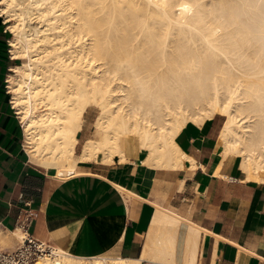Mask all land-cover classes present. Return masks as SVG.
Listing matches in <instances>:
<instances>
[{
	"label": "bare ground",
	"instance_id": "6f19581e",
	"mask_svg": "<svg viewBox=\"0 0 264 264\" xmlns=\"http://www.w3.org/2000/svg\"><path fill=\"white\" fill-rule=\"evenodd\" d=\"M0 16L13 33L9 51L21 60L6 86L26 149L56 163L62 177L81 161L125 160L135 140L150 151L147 163L178 166L186 155L175 135L217 114L225 117L226 147L247 171L264 172V0H0ZM91 105L101 136L77 153ZM153 246L159 253L162 245ZM33 264L139 260L56 247Z\"/></svg>",
	"mask_w": 264,
	"mask_h": 264
},
{
	"label": "crops",
	"instance_id": "0c3cea01",
	"mask_svg": "<svg viewBox=\"0 0 264 264\" xmlns=\"http://www.w3.org/2000/svg\"><path fill=\"white\" fill-rule=\"evenodd\" d=\"M7 32L0 22L1 243L9 237L5 246L17 244V216L30 208L36 215L32 234L78 257L122 256L139 264H264V172L247 171L242 155L226 147L223 115L181 128L174 141L186 156L178 166L147 163L150 151L135 140L125 160L116 155L111 163L81 161L76 173L62 177L56 163L33 158L26 149L24 126L6 86L16 60ZM85 117L77 153L88 138L100 136L94 114L88 110ZM154 238L164 240L160 244Z\"/></svg>",
	"mask_w": 264,
	"mask_h": 264
},
{
	"label": "built area",
	"instance_id": "2783aa9c",
	"mask_svg": "<svg viewBox=\"0 0 264 264\" xmlns=\"http://www.w3.org/2000/svg\"><path fill=\"white\" fill-rule=\"evenodd\" d=\"M35 220L36 215L32 209L20 210L16 229L21 235L16 237L17 244L13 247H7L0 242V264H33L38 259L54 255L56 247L32 234L31 229Z\"/></svg>",
	"mask_w": 264,
	"mask_h": 264
},
{
	"label": "rangeland",
	"instance_id": "374dc122",
	"mask_svg": "<svg viewBox=\"0 0 264 264\" xmlns=\"http://www.w3.org/2000/svg\"><path fill=\"white\" fill-rule=\"evenodd\" d=\"M0 22H2V24H3V27H6L7 28V30H8V32H7V37L10 39L12 36H13V33L9 30V28L7 27L8 26V24L4 21V19H3V17L2 16H0ZM8 42H9V40H8ZM8 48H9V43H8ZM10 53V52H9ZM19 62H21V60H14V62H13V65L14 64H17V63H19ZM10 72H11V70H9ZM7 84V83H6ZM98 111H99V108L97 107V106H95V105H91L90 106V108H89V112H91L92 114H94V116H95V119H96V116H97V114H98ZM224 118V117H223ZM95 119H94V121H93V125H94V122H95ZM95 128V127H94ZM96 129V128H95ZM99 131V130H98ZM99 133H100V131H99ZM100 136H101V133H100ZM99 136V137H100ZM2 243L4 244V245H8L9 243H10V240H9V237H7V240L6 241H2Z\"/></svg>",
	"mask_w": 264,
	"mask_h": 264
},
{
	"label": "trees",
	"instance_id": "16d2710c",
	"mask_svg": "<svg viewBox=\"0 0 264 264\" xmlns=\"http://www.w3.org/2000/svg\"><path fill=\"white\" fill-rule=\"evenodd\" d=\"M1 20V19H0Z\"/></svg>",
	"mask_w": 264,
	"mask_h": 264
}]
</instances>
